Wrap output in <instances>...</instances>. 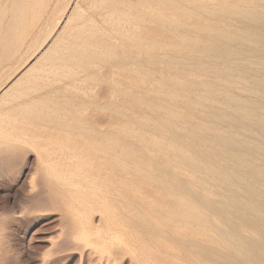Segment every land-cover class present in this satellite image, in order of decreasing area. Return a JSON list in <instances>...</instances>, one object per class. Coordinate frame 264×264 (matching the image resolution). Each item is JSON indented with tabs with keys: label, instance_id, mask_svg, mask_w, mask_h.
I'll return each mask as SVG.
<instances>
[{
	"label": "rangeland",
	"instance_id": "obj_1",
	"mask_svg": "<svg viewBox=\"0 0 264 264\" xmlns=\"http://www.w3.org/2000/svg\"><path fill=\"white\" fill-rule=\"evenodd\" d=\"M107 1L2 6L0 264H264V0Z\"/></svg>",
	"mask_w": 264,
	"mask_h": 264
},
{
	"label": "bare ground",
	"instance_id": "obj_2",
	"mask_svg": "<svg viewBox=\"0 0 264 264\" xmlns=\"http://www.w3.org/2000/svg\"><path fill=\"white\" fill-rule=\"evenodd\" d=\"M6 0H0V19H1V17H3V12H2V6L4 5V2H5ZM27 1L28 0H12V5L14 4V3H17L16 5H17V8L19 9H21L22 7H24L25 8V6L27 5ZM32 1H38V0H32ZM76 0H74V2H75ZM109 1V0H108ZM108 1H107V3H108ZM191 2H195V0H190ZM72 2V1H71ZM167 2V1H166ZM168 2H170L171 3V1L169 0ZM167 2V3H168ZM175 2V1H174ZM262 2V1H261ZM68 3V2H67ZM199 3V2H198ZM172 4V3H171ZM70 5V4H69ZM117 5V4H116ZM115 5V6H116ZM143 5V4H142ZM182 5V4H181ZM187 5V4H186ZM243 5V4H242ZM241 5V6H242ZM74 6V3L69 7V10H73V9H76L75 8V6ZM138 6V5H137ZM194 6H195V4H194ZM243 6H245V5H243ZM10 7V6H9ZM104 7V6H103ZM107 7V6H106ZM78 8V7H77ZM134 8V7H133ZM138 8V7H137ZM226 8V7H225ZM19 9V10H20ZM23 9V8H22ZM26 9V8H25ZM128 9V8H127ZM223 9V8H222ZM77 10V9H76ZM247 10V9H246ZM255 10V9H254ZM16 11H18V10H16ZM75 11V10H74ZM129 11V10H128ZM250 11V10H249ZM260 11V10H259ZM20 12V11H19ZM138 12V11H137ZM177 12H180V11H178V9H174V10H172V13H171V15L170 16H165V19H167V20H173V21H177V20H179V18H180V14L178 13L177 14ZM187 12V11H186ZM248 12V11H247ZM252 12V11H251ZM256 12V11H255ZM18 14H20V13H17V15ZM69 14H71V13H69ZM117 14V13H116ZM125 14V13H124ZM141 14V13H140ZM187 14V13H186ZM21 15V14H20ZM132 15V14H131ZM243 15V14H242ZM19 16V15H18ZM23 16H25V13H24V15ZM69 16V15H68ZM68 16L66 15V18H67V21H65L66 23H68V20L70 19V18H68ZM72 16V15H71ZM15 17H17V16H15ZM21 17V16H20ZM144 17V16H143ZM158 17L159 18H161V19H164V14L162 13V11H160V13H159V15H158ZM246 17V16H245ZM261 17H262V15H261ZM11 18H12V16H11ZM25 18V17H24ZM72 18V17H71ZM104 18H105V20H104V22L105 23H108V24H112L113 23V12H111V13H106L105 15H104ZM247 18V17H246ZM263 19H264V17H262ZM18 19H20L19 17H18ZM72 19H70L69 21H71ZM8 22V21H7ZM10 22V21H9ZM11 22H12V19H11ZM15 22H16V20H15ZM18 22V21H17ZM20 22V21H19ZM62 22V21H61ZM61 22H60V24H61ZM144 22V21H143ZM16 24H18V23H16ZM20 24L22 25V23L20 22ZM64 24V23H63ZM62 24V25H63ZM144 24V23H143ZM181 24V23H180ZM185 24V23H184ZM10 25V24H9ZM19 25V24H18ZM20 25V26H21ZM171 25V24H170ZM66 26V25H65ZM146 26V25H145ZM175 26V25H174ZM18 26H16V28H17ZM64 27V26H63ZM66 28V27H65ZM64 28V29H65ZM170 28V27H169ZM5 29V28H4ZM20 30V29H19ZM19 30H17V33H18V31ZM166 30H167V28H166ZM64 31V30H63ZM62 31V32H63ZM88 33V32H87ZM221 33V32H220ZM19 34V33H18ZM52 34H53V32H52ZM52 34H50V35H52ZM58 34V33H57ZM95 34V33H94ZM219 34V33H218ZM225 34V33H224ZM56 35V34H55ZM3 36V35H2ZM1 36V37H2ZM251 36V35H250ZM55 38V37H54ZM54 38H52V39H54ZM91 38V37H90ZM49 39V38H48ZM93 40V39H92ZM131 40V39H130ZM260 40V39H259ZM52 41V40H51ZM96 41V40H95ZM98 41V40H97ZM134 41V40H133ZM137 41V40H136ZM46 42V41H45ZM141 42V41H140ZM139 42V43H140ZM52 43V42H51ZM142 43V42H141ZM150 43V42H149ZM154 43V42H153ZM47 44V43H46ZM102 44H104V42L102 43ZM155 44V43H154ZM50 44H48V46H49ZM53 45V44H52ZM161 45V44H160ZM163 45V44H162ZM97 46V45H96ZM95 45H94V47H96ZM104 46V45H103ZM157 46V45H156ZM86 47V46H85ZM8 48V47H7ZM87 48H89L88 46H87ZM157 48H158V46H157ZM48 49V48H47ZM86 49V48H85ZM161 49V48H160ZM92 50H94V49H92ZM44 51H46V50H44ZM44 51H42V54H40V53H38V54H34L32 57H31V63H30V60H29V65H24L25 67L23 68V71L19 74V75H17L12 81H10L9 83H7V85H5L4 87H2L1 89H0V98H2L5 94L7 95V92L8 91H10L11 89H13L15 86H17L18 85V83L20 84V78H21V76H23L24 75V73L25 72H29L30 70H32L33 69V65L37 62V61H39L38 59H40V57H41V55H43L44 53H46V52H44ZM149 51V50H148ZM37 52V51H36ZM39 52V51H38ZM48 54V53H47ZM43 58H44V55H43ZM135 59V58H134ZM27 62V61H26ZM132 62V61H131ZM38 64V63H37ZM36 64V65H37ZM132 64V63H131ZM35 65V66H36ZM136 65V64H135ZM36 69V68H35ZM132 70H133V68H132ZM36 71V70H35ZM31 72V71H30ZM33 72H34V70H33ZM33 72H31V73H33ZM134 73V72H133ZM27 74V73H26ZM25 74V75H26ZM145 74V73H144ZM148 75V74H147ZM30 76H31V74H30ZM25 77V76H24ZM26 77H27V75H26ZM143 78V77H142ZM22 82V81H21ZM131 84V83H130ZM135 84H145V81L142 79L141 81H138V82H135ZM20 86V85H19ZM16 89V88H15ZM14 89V90H15ZM13 91V90H12ZM9 94V93H8ZM12 94V93H11ZM11 94H9V95H11ZM120 94V93H119ZM126 95V94H125ZM124 95V96H125ZM5 99H6V97H4ZM3 98V99H4ZM237 100V99H236ZM239 106V105H238ZM244 111V110H243ZM247 112H248V110H247ZM143 141H144V139H143ZM156 146V145H155ZM157 148V147H156ZM176 160V159H175ZM185 174H186V172H185ZM180 205V204H179ZM186 206V205H185ZM183 207V206H182ZM189 209V208H188ZM185 210V209H184ZM192 210V209H191ZM190 210V212L192 213V212H194V211H191ZM189 211V210H188Z\"/></svg>",
	"mask_w": 264,
	"mask_h": 264
}]
</instances>
